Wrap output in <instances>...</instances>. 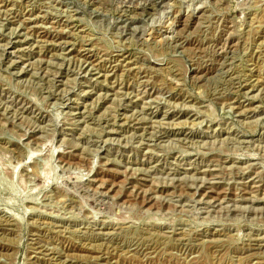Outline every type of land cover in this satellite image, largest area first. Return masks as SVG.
Listing matches in <instances>:
<instances>
[{"label": "rangeland", "instance_id": "rangeland-1", "mask_svg": "<svg viewBox=\"0 0 264 264\" xmlns=\"http://www.w3.org/2000/svg\"><path fill=\"white\" fill-rule=\"evenodd\" d=\"M0 264H264V0H0Z\"/></svg>", "mask_w": 264, "mask_h": 264}]
</instances>
